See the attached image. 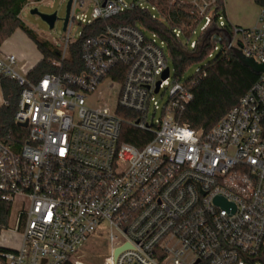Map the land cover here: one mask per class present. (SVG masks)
Returning <instances> with one entry per match:
<instances>
[{
  "label": "built area",
  "instance_id": "obj_1",
  "mask_svg": "<svg viewBox=\"0 0 264 264\" xmlns=\"http://www.w3.org/2000/svg\"><path fill=\"white\" fill-rule=\"evenodd\" d=\"M70 1L54 67L74 42V23L83 28L139 8L122 0ZM166 1L188 5L195 26L203 23L190 49L214 30L207 37L212 50L218 36L220 51L235 48L264 63V9L252 27L239 29L222 20L220 0ZM164 45L139 25L106 23L83 40L80 72L37 82L18 74L15 55L0 53V77L20 88L14 123L27 124L18 126L27 130L18 149L0 143V201L10 212L17 203L11 232L20 235L17 247H6L2 227L0 264H81L74 258L98 232L111 248L103 264H262L264 76L214 127L193 129L179 117L197 79L170 76ZM107 78L118 83L116 109L133 121L86 107ZM166 93L158 121L149 119L150 109L152 118L158 110L154 96ZM123 122L152 131V138L142 147L120 142Z\"/></svg>",
  "mask_w": 264,
  "mask_h": 264
},
{
  "label": "trees",
  "instance_id": "obj_2",
  "mask_svg": "<svg viewBox=\"0 0 264 264\" xmlns=\"http://www.w3.org/2000/svg\"><path fill=\"white\" fill-rule=\"evenodd\" d=\"M28 0H0V48L15 31H22L34 44L41 59L26 73V78L37 82L46 74L78 73L82 70L81 44L91 35L97 34L104 24L139 25L145 32H151L166 46L167 60H170L174 74L181 76L191 64L200 67L191 77H196V84L191 88L192 100L180 114L179 121L193 129L209 130L214 127L233 107L240 97L255 83L258 75L243 67L231 52L219 51L208 58L212 44L203 38L193 49L184 43L180 31L186 38L195 27V15L188 5H170L166 0L150 1L160 19L155 18L145 9L135 8L110 19L108 22H94L81 29L76 41L69 45L67 57L61 67H54L52 61L57 59V49L49 41L36 35L26 27L19 16ZM37 2L41 0H35ZM259 9H264V0H254ZM220 7L223 2L220 0ZM206 39V41H205ZM208 59V60H207ZM189 77V78H191ZM188 79V78H187ZM0 92L3 104L0 106V143L18 149L26 138L27 130L19 128L13 120L17 109L20 88L16 81L0 77ZM130 112L118 110V113ZM264 128V122H263ZM152 138V131L137 129L123 122L120 129V142L135 147H142ZM10 206L0 201V231L7 228ZM1 251V249H0ZM259 259L264 264V247Z\"/></svg>",
  "mask_w": 264,
  "mask_h": 264
},
{
  "label": "rangeland",
  "instance_id": "obj_3",
  "mask_svg": "<svg viewBox=\"0 0 264 264\" xmlns=\"http://www.w3.org/2000/svg\"><path fill=\"white\" fill-rule=\"evenodd\" d=\"M32 4H27L22 9L20 13V20L24 23L26 27L31 29L36 35L40 38L49 41L54 47L56 44L61 42V40L66 36L62 32V22L56 21L54 28L49 30L47 25L41 21L38 16H33L29 14L31 9L36 8L41 14H52L56 12L57 18L62 19L65 14V6L67 0H41L39 2L35 0H28ZM124 3L130 5L134 3L140 9H145L149 11L155 18L160 19L159 15L156 13L153 8L150 0H122ZM223 2V13L221 12V18L226 25L231 27H236L239 29H248L253 26L255 23L256 17L259 12V7L255 4L254 0H222ZM91 9H87L85 16L87 19L90 18ZM203 23H198L193 30L191 31L188 38L183 34H180L181 40L186 43L188 46L191 43L197 42L201 36V29ZM82 26L78 23H74L72 30L70 32V39L76 41L81 32ZM147 36H151L153 33L145 32ZM238 36L235 37L234 43L238 40ZM215 49L211 50V57L215 56L222 48L220 37H215ZM164 52L167 55L166 46L164 45ZM213 48V46H212ZM2 50L6 54H18L22 59L18 60L17 66L25 64V70H17L18 74L25 75L26 70L30 68V62L34 61L38 57V52L34 44L25 36V34L17 30L15 33L2 44ZM208 60V59H207ZM169 68L170 76H173L174 69L170 60L167 62ZM200 67V64H191L188 66L185 71L182 73L181 80H186L191 77L196 70ZM112 86V87H111ZM118 97V83L113 82L110 78H107L102 81L98 86L96 91L93 94L87 96L85 105L86 107L97 110V109H108L109 112L115 113L124 121H133L134 117L129 115L126 112L118 113L116 109V100ZM168 94L160 96L159 94L154 96V99L158 102V110L156 111L154 117L151 116V111L149 113V119L153 121H158L161 114V107L166 102ZM16 206L17 203L11 208L9 223L7 226V231L3 234V245L6 247H12L13 245L10 242L12 235L11 231L14 230L15 217H16ZM20 209V208H19ZM20 233V231L18 232ZM5 237V238H4ZM19 240V239H18ZM111 248L108 245L107 239L104 235H101L99 232L93 235L79 250L77 256L74 258L75 261L80 262L81 264H103L104 260L110 256Z\"/></svg>",
  "mask_w": 264,
  "mask_h": 264
},
{
  "label": "water",
  "instance_id": "obj_4",
  "mask_svg": "<svg viewBox=\"0 0 264 264\" xmlns=\"http://www.w3.org/2000/svg\"><path fill=\"white\" fill-rule=\"evenodd\" d=\"M70 3H71L70 0H68L66 2L65 14H64V17L62 19L57 18L56 12L49 14V15L41 14L36 8L31 9L29 11V14L33 15V16H38L41 19V21H43L47 25L49 30H52L54 28L56 21H61L62 22V32H65V27H66L68 15H69ZM213 29H215V28H213ZM213 31L214 30L208 31L205 35V38H207ZM222 31L224 33V36H226L228 38V41H229L230 37L228 36V33L224 30H222ZM231 54H232L234 59H236L243 67L249 69L252 73H254L255 75H263L264 76V63H261V64L255 63L252 58L243 56L241 54V51H239L235 48H232ZM167 74H168V69L165 70L162 78L165 79L167 77ZM155 92H157V88H156ZM18 126L21 128H26L27 124L21 123V124H18ZM215 202L217 204H220V205H225V202L220 200L219 198H216ZM121 250H123V248H119V249L115 250L114 258L117 257V255L120 253ZM196 263H198V262H196Z\"/></svg>",
  "mask_w": 264,
  "mask_h": 264
},
{
  "label": "crops",
  "instance_id": "obj_5",
  "mask_svg": "<svg viewBox=\"0 0 264 264\" xmlns=\"http://www.w3.org/2000/svg\"><path fill=\"white\" fill-rule=\"evenodd\" d=\"M6 42V41H5ZM4 42V43H5ZM3 43V44H4ZM38 52V51H37ZM0 53H2V54H6V53H4L3 52V50H2V46H1V48H0ZM11 54H13V53H11ZM13 55H15L16 56V58H17V60H20V59H22V57L20 56V55H18V54H13ZM41 59V55L39 54V52H38V57L33 61L32 60V62H30L31 63V65L29 66L30 68H28V70H26V73L31 69V68H33V66L39 61ZM19 67H22L23 68V70H25V68H26V66H25V64H23V65H21V66H19ZM3 104V100H2V96H1V92H0V106ZM10 234L12 235V237H14V238H10L11 240H10V242H11V244L13 245L12 246V248H15V247H17L18 246V244H19V240H20V235L19 234H16V233H12V232H10ZM5 238V237H4ZM19 239V240H18Z\"/></svg>",
  "mask_w": 264,
  "mask_h": 264
}]
</instances>
